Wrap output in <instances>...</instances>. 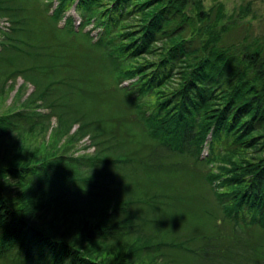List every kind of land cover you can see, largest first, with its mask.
Instances as JSON below:
<instances>
[{
	"label": "trees",
	"instance_id": "obj_1",
	"mask_svg": "<svg viewBox=\"0 0 264 264\" xmlns=\"http://www.w3.org/2000/svg\"><path fill=\"white\" fill-rule=\"evenodd\" d=\"M32 1L0 0V18L9 22L0 30V86L26 76L34 87L26 104L40 101L50 114L68 104L59 124L78 122L76 133L86 132L93 122L72 100L84 94L73 82L86 69L55 68L64 52L48 43L40 21L42 14L80 37L71 17L56 25L73 7L81 25L102 27L98 40L112 59L106 73L130 80L117 89L137 107L148 142L143 156H110L94 135L100 149L83 172L71 169L75 158L64 150L55 162L0 156V264H264V239L253 236L264 231V38L248 39L244 24L224 21L222 4L206 11L202 0H48L55 4L48 13ZM145 94L150 104L140 101ZM36 111L0 113V139L20 120L32 126L41 122L31 115L49 116ZM122 166L148 181L94 173ZM178 172L192 184L181 187Z\"/></svg>",
	"mask_w": 264,
	"mask_h": 264
},
{
	"label": "rangeland",
	"instance_id": "obj_2",
	"mask_svg": "<svg viewBox=\"0 0 264 264\" xmlns=\"http://www.w3.org/2000/svg\"><path fill=\"white\" fill-rule=\"evenodd\" d=\"M50 4L51 2H48V0H34V3L33 1L31 2L32 6L42 10L41 13H48L50 9L54 8L55 4ZM202 4L206 11L217 4H222L225 22L236 21L239 24H244L241 31L250 40L255 37L264 38V0H202ZM246 5H249V11L245 15L240 14L239 9L244 8ZM41 13L38 11V14ZM68 17H71L74 28L80 29V37L70 36L65 32L61 33L60 30H56L48 24L49 21L42 14L40 21L45 22L47 28L41 27V29L46 33L47 37L51 38L48 43H57L58 45L60 43V46H62L59 47V51L64 52V56L54 59L53 65L55 68H59L60 70L66 69L62 67L63 64L75 62L77 66L82 65V69H86L81 74L75 75L73 82L80 90L84 91V94L78 97H72V100L75 107L82 111L83 109L86 110L85 112H79L84 113V116L85 114L87 115L84 119L93 123L87 126L84 134L76 133L79 131L78 122H73L71 125H60L58 115L67 109L68 104H64L66 106L59 105L53 111V114H50L45 106L39 108L40 101L32 103L31 105L26 104V100L34 90L33 84L26 76H15L0 86V113L16 112L22 110L25 106V108H31L32 110L35 108L42 114H49V116L45 118L37 114L31 115V122H41V124L36 123L32 126L24 125V121L20 120L21 123L18 131L9 132L5 137L0 139V156L6 154L8 155V160L18 157L24 161L31 159L32 162H41L49 159V162H55L59 156L64 155V150L67 157L75 158V161L71 162L73 165H71V169L75 172H77L76 170L83 172L91 169L90 164L93 160H88V157L93 155L95 150L100 149L92 139L94 135L97 136V141L104 140L105 142V147L103 146L101 148L103 154L130 157L138 154L143 156L145 151L143 152L142 150H144L143 147L146 146L148 140L142 136L144 128L142 121L138 117L137 107L130 103L127 94L122 88V90L117 89V86L119 88L122 85L127 86L130 80H124L122 82L121 79L119 80L117 78V74L111 73L108 75L106 73V64L109 66V61L112 63V59L107 56L106 48L98 40L102 32V27L95 26L94 21L81 25L80 15L73 7H69L66 10L64 16L56 25L58 27H64L65 19ZM8 26L9 22L7 18H0V30L4 31ZM86 32L89 33L82 34ZM2 38L3 36L0 33V47ZM86 57L90 59L87 60L85 59ZM26 60V58L23 60L20 59L22 62H26ZM41 61L42 63H46L47 60L42 58ZM1 66H4V64L0 61ZM110 67L111 64L109 69ZM60 70L57 71L59 72ZM61 74L64 76L65 73L62 72ZM69 89L65 91L68 92L65 96L71 93ZM65 92L58 94H66ZM65 99H68V97H65ZM140 101H146L150 104L152 100L145 94ZM72 135H75V139L68 140ZM57 168L59 169V167ZM64 170L71 172L68 168H64ZM94 171L99 176L102 175L101 172L106 173L104 174L106 177L101 179L106 181L116 179L111 175L112 173L131 175V181L133 179L136 182L148 181V178L144 174L140 172L138 174L134 172L130 173L125 166H122L121 169L112 167L102 169L100 167L94 169ZM45 175L47 176V173ZM180 176L181 173L178 172L175 180L181 187H187L192 184V179L187 183L185 176L182 179ZM196 184L199 183L197 182ZM196 184L193 185L192 190L200 196L204 190L203 187L200 186V188ZM149 190L147 186H144L142 192ZM98 192H102V190L98 189ZM208 193L213 200L212 192L210 191ZM204 194L206 193L204 192ZM215 204L218 206L217 203ZM148 218L151 220L152 215ZM164 227H167V225H164ZM146 228L151 231L150 226H146ZM178 229L179 225L176 223L174 233L181 232ZM188 229H190V226ZM174 233L167 235L171 237ZM253 236L260 241V238L264 239V231L255 229ZM171 256L178 260L182 259L178 254H171Z\"/></svg>",
	"mask_w": 264,
	"mask_h": 264
}]
</instances>
